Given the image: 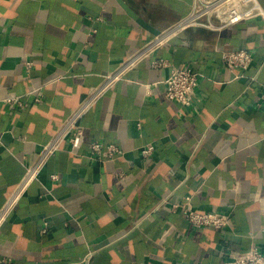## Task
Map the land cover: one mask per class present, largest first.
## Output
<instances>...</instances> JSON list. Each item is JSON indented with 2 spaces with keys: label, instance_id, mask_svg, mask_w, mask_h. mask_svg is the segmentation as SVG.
I'll use <instances>...</instances> for the list:
<instances>
[{
  "label": "crops",
  "instance_id": "crops-1",
  "mask_svg": "<svg viewBox=\"0 0 264 264\" xmlns=\"http://www.w3.org/2000/svg\"><path fill=\"white\" fill-rule=\"evenodd\" d=\"M0 0V208L80 102L203 0ZM264 10V0H258ZM180 30L78 120L0 225V264H227L264 253V15ZM252 55L229 68L224 51ZM188 66L189 105L164 81ZM91 142L112 144L92 157ZM148 145L152 150L144 155ZM226 214L195 227L174 204ZM87 259V262L84 261Z\"/></svg>",
  "mask_w": 264,
  "mask_h": 264
},
{
  "label": "built area",
  "instance_id": "built-area-1",
  "mask_svg": "<svg viewBox=\"0 0 264 264\" xmlns=\"http://www.w3.org/2000/svg\"><path fill=\"white\" fill-rule=\"evenodd\" d=\"M261 15H264V10H262L258 0H203L194 5L191 14L187 17L181 19L173 27L156 34L152 40L145 44L142 50L124 60L114 71L108 73L105 79L68 116L52 140L43 146L33 164L27 169L22 180L15 186L1 206L0 225L12 211L30 182L36 178L38 171L47 158L59 148L62 140L68 137L71 144H76L80 139V130L77 124L81 116L90 109L116 80L120 79L130 70L141 57L164 41H168L169 38L175 36L186 27L197 24L211 26L212 19H216L221 26H227ZM221 60L229 68H243L251 63L252 55L245 49L230 50L221 53ZM164 84L165 95L168 99L182 105H189L198 84V76L188 66L173 68L165 79ZM152 148L153 146L148 145L141 151L144 155H147ZM89 149L92 157L97 158H103V155L107 158H112L118 152L116 146L112 144L103 146L98 142H91ZM176 208H180L188 222L195 227L210 226L222 230L229 224V218L226 214L219 212H198L188 202L174 204L173 209ZM87 259L88 257L84 261L87 262ZM227 264H264V253L260 252L257 248H251L230 259Z\"/></svg>",
  "mask_w": 264,
  "mask_h": 264
},
{
  "label": "water",
  "instance_id": "water-1",
  "mask_svg": "<svg viewBox=\"0 0 264 264\" xmlns=\"http://www.w3.org/2000/svg\"><path fill=\"white\" fill-rule=\"evenodd\" d=\"M118 2L121 4V6L126 10V12L132 18H134L140 25H142L143 27L147 28V25L145 24V22H143V20H141L140 18L135 16V14L131 11V9L122 0H118ZM175 40H176V36H173V37L169 38L168 42L172 43V42H175Z\"/></svg>",
  "mask_w": 264,
  "mask_h": 264
}]
</instances>
